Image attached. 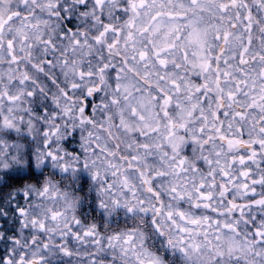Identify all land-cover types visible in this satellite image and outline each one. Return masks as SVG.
I'll return each mask as SVG.
<instances>
[{"label": "clouds", "instance_id": "9594fccd", "mask_svg": "<svg viewBox=\"0 0 264 264\" xmlns=\"http://www.w3.org/2000/svg\"><path fill=\"white\" fill-rule=\"evenodd\" d=\"M0 264H264V0H0Z\"/></svg>", "mask_w": 264, "mask_h": 264}]
</instances>
